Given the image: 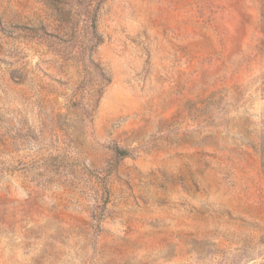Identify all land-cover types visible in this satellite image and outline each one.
<instances>
[{"label": "rangeland", "instance_id": "1", "mask_svg": "<svg viewBox=\"0 0 264 264\" xmlns=\"http://www.w3.org/2000/svg\"><path fill=\"white\" fill-rule=\"evenodd\" d=\"M0 264H264V0H0Z\"/></svg>", "mask_w": 264, "mask_h": 264}]
</instances>
